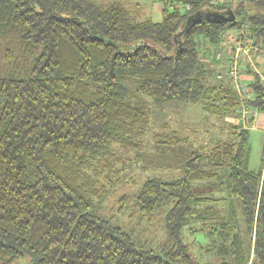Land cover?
Listing matches in <instances>:
<instances>
[{
	"label": "trees",
	"instance_id": "1",
	"mask_svg": "<svg viewBox=\"0 0 264 264\" xmlns=\"http://www.w3.org/2000/svg\"><path fill=\"white\" fill-rule=\"evenodd\" d=\"M97 1L0 0V37L19 34L40 49L25 78H0V264L22 255L31 264H264V138L251 171L250 128L240 113L244 102L264 115V82L240 63L239 74L252 75L242 100L222 49L230 28L241 29L231 49L238 41L264 45V0H154L159 22L137 20L117 0ZM229 11L233 22L186 25L197 14ZM144 98L199 104L223 124L231 118L228 136L191 153L180 176H149L135 194L129 216L146 228L160 223L158 244L148 228L144 236L102 217L92 200L105 191L97 166L110 171L122 151L144 149ZM155 137L168 146L183 141L176 131ZM150 161L140 168H176ZM196 232L216 238L200 250L220 260L191 254L187 237Z\"/></svg>",
	"mask_w": 264,
	"mask_h": 264
},
{
	"label": "rangeland",
	"instance_id": "2",
	"mask_svg": "<svg viewBox=\"0 0 264 264\" xmlns=\"http://www.w3.org/2000/svg\"><path fill=\"white\" fill-rule=\"evenodd\" d=\"M113 1L115 0H99L97 3L104 5ZM117 1L123 3L137 20H143L147 17H150L154 22L161 20L162 5L155 3L154 0ZM239 32H241V29L230 28L226 31V35L230 37ZM19 36L17 34L11 36L1 35L0 37V78H25L30 72L33 61L40 54L39 48L24 41ZM260 42L261 40L257 42V45ZM253 57L256 58V56L250 54L246 60L250 65L254 63ZM243 73L238 74V76L241 78ZM143 108L150 116V125L142 142L144 149L138 150L139 152L122 151L123 153H121L118 163H115L110 171L101 169L103 163L97 166L98 172L93 173V175L99 179L105 191L100 197L92 200L95 211L102 217L111 220L113 224L124 226L126 229H130L132 226L136 233L141 230L143 235L147 236L146 229L148 227L146 228L145 224L139 225V227L136 219L129 216L133 209L135 194L141 188L142 183L149 176L164 178L162 176L164 172L172 176L168 179L180 176V169L191 153H207L221 135L228 136L225 123L227 124L226 121L230 122L231 118L227 117L223 124L209 110L203 109L199 104L174 102L167 105H156L147 98L143 99ZM262 117L264 119V116ZM174 131L183 139L180 145L168 146L161 144L159 143L160 139L155 137L157 134L170 136ZM263 138L264 130L257 121L249 129L251 152L248 169L254 172H257L260 166ZM146 153L151 155L149 157L145 156ZM148 158L153 161H150V165L164 167L174 165L173 167L176 168L175 170L172 169L173 172L164 171L163 168L153 169L150 167L146 168L147 170L140 168L142 163L149 164ZM123 196H127L128 200L125 204L120 205L119 200ZM120 206H122L121 210H119ZM156 223L157 221L153 222L152 226L148 228V231L155 236L154 244H158L163 236L160 230L161 224L159 223L158 227H156ZM187 238L189 242L193 239L190 252L201 263H214L221 259L214 254L206 252L203 250L204 248L200 250L201 246L210 248L213 243L217 244L216 238L208 237L204 232H196L192 237L188 236ZM224 260L229 261L230 259ZM233 262L235 263V261ZM14 264H31V262L27 255H22Z\"/></svg>",
	"mask_w": 264,
	"mask_h": 264
},
{
	"label": "built area",
	"instance_id": "3",
	"mask_svg": "<svg viewBox=\"0 0 264 264\" xmlns=\"http://www.w3.org/2000/svg\"><path fill=\"white\" fill-rule=\"evenodd\" d=\"M253 54L254 56L257 55V58H260L263 60L264 58V48L258 46V47H247L244 46L242 41H238L233 49L229 50V56L231 58V64L230 71L228 73L229 79L231 80V84L233 86V89L238 94V96L243 100L247 98L249 92L248 89L245 88V85L240 81V76H238V66L240 63L245 62L247 58H249V55ZM252 65V63H251ZM253 66V65H252ZM254 68V66H253ZM258 74V73H257ZM259 77L263 81V75L258 74ZM264 82V81H263ZM240 113H241V124L244 126V128H252L254 126V122L258 117L257 112L252 109L245 106L244 102H242L240 107ZM252 119V124L250 126H247L248 120Z\"/></svg>",
	"mask_w": 264,
	"mask_h": 264
},
{
	"label": "crops",
	"instance_id": "4",
	"mask_svg": "<svg viewBox=\"0 0 264 264\" xmlns=\"http://www.w3.org/2000/svg\"><path fill=\"white\" fill-rule=\"evenodd\" d=\"M237 35L238 34H234V35H232V36H230V37H228V40L226 41V43L222 46L223 48V50H224V48H225V51L228 53L229 52V50L231 49V47L233 46V42H234V40H236L237 39ZM262 48H264V45L262 46ZM253 59H254V63H252V65L254 66V68H253V66H251L252 68H253V70L251 71V72H254V73H258V74H261V72H262V74L261 75H263V77H264V58H263V60H261L260 58H257V55H256V58L255 57H253ZM244 63H249V62H247V61H245ZM250 64V63H249ZM262 65V66H261ZM260 66H261V68H260ZM245 71H242V72H244L243 74H241V82L244 84V85H246L248 82H250L251 81V79H252V75L251 74H248V72L246 73V68L244 69ZM241 72V73H242ZM261 79V78H260ZM262 80V79H261ZM248 96H250V94H248ZM262 116H264V115H258V117H257V121L259 122V126L261 127V128H263V130H264V119H263V117ZM255 120V122L254 123H256L257 121Z\"/></svg>",
	"mask_w": 264,
	"mask_h": 264
},
{
	"label": "water",
	"instance_id": "5",
	"mask_svg": "<svg viewBox=\"0 0 264 264\" xmlns=\"http://www.w3.org/2000/svg\"><path fill=\"white\" fill-rule=\"evenodd\" d=\"M211 18L212 20L219 21V22H233L235 19V16L231 11H229L226 15L209 13L203 16V15L197 14L194 17L189 18L186 21V25L190 26L195 23H200L202 20H209Z\"/></svg>",
	"mask_w": 264,
	"mask_h": 264
}]
</instances>
